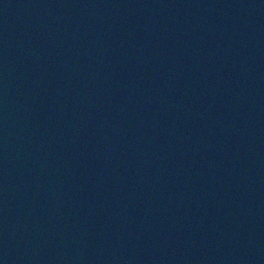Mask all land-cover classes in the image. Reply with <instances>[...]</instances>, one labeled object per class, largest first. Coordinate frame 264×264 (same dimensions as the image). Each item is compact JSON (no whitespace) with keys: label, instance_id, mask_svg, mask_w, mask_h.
Listing matches in <instances>:
<instances>
[{"label":"water","instance_id":"water-1","mask_svg":"<svg viewBox=\"0 0 264 264\" xmlns=\"http://www.w3.org/2000/svg\"><path fill=\"white\" fill-rule=\"evenodd\" d=\"M0 264H264V0H0Z\"/></svg>","mask_w":264,"mask_h":264}]
</instances>
